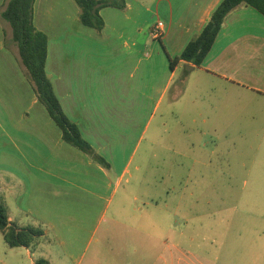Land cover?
<instances>
[{"label":"rangeland","instance_id":"374dc122","mask_svg":"<svg viewBox=\"0 0 264 264\" xmlns=\"http://www.w3.org/2000/svg\"><path fill=\"white\" fill-rule=\"evenodd\" d=\"M7 2L0 0V14ZM78 12L74 0L34 2L33 24L47 32L51 56L91 53V29ZM208 85L198 71L177 75L169 96L181 91L179 98L162 104L143 137L105 141L101 158L112 178L125 165L128 172L100 204L90 203L66 188L91 191L84 155L63 140L74 154L55 147L61 131L0 17V198L17 225L47 229L35 250L8 248L0 233V264H264V104L241 94L233 122L203 124L200 113L215 102ZM41 181L64 188L41 192Z\"/></svg>","mask_w":264,"mask_h":264},{"label":"crops","instance_id":"0c3cea01","mask_svg":"<svg viewBox=\"0 0 264 264\" xmlns=\"http://www.w3.org/2000/svg\"><path fill=\"white\" fill-rule=\"evenodd\" d=\"M221 1L125 0L122 10L102 9L99 14L103 28L100 31L91 29V45L88 46L91 53H55L56 56H51V40L47 32L41 30L47 36L45 71L55 95L63 113L75 123L95 155L104 158V142L112 135L117 140L126 141L138 131L140 138L143 137L162 104L167 101L172 104L179 98L181 91L169 96L179 74L198 71L209 84V94L215 96L210 113L199 115L203 124L211 123V120L217 126L233 122L237 115L236 100L241 94L264 104V16L253 8L239 5L227 15L200 67L183 61L170 67V59L179 56L201 33ZM157 22L163 23V30L161 36L154 39L151 32ZM57 40L62 45L63 38ZM181 81L186 82V79L183 77ZM218 130L217 127L212 131L217 133ZM94 138L103 144L98 146ZM63 143L60 134L55 141L57 150L75 153L64 148ZM83 155L79 165L91 174V191L74 182L66 188L83 191L90 203L100 204L111 190L114 192L120 186L128 172L127 165L112 178L111 173L116 171L110 164L109 169H105ZM69 170L74 171L73 168ZM96 174L98 178L93 176ZM112 179L115 180L114 189ZM41 185V192H44L45 185L64 188L59 183L45 181H41ZM2 189L0 187V194ZM52 191L57 194V190ZM1 197L3 200V194ZM7 214L9 221L14 222V215L8 209ZM40 218L41 222L54 223L44 214H40ZM50 225L52 228L58 226Z\"/></svg>","mask_w":264,"mask_h":264},{"label":"trees","instance_id":"16d2710c","mask_svg":"<svg viewBox=\"0 0 264 264\" xmlns=\"http://www.w3.org/2000/svg\"><path fill=\"white\" fill-rule=\"evenodd\" d=\"M35 0H8L0 17L11 31V40L15 44L21 65L24 67L33 86L37 101L42 104L54 124L60 129L62 140L71 147L92 158L105 169L109 165L83 139L78 127L70 121L59 104L51 81L46 71L47 36L35 28L32 10ZM78 12V21L85 27L100 31L103 20L99 14L102 9L113 8L122 10L125 0H74ZM239 5L253 8L264 16V0H222L201 33L192 39L182 53L170 59V67L180 61L187 65L200 67L210 51L213 43L223 27L225 18ZM0 233L8 248H32L37 245L43 232L33 227H19L9 221L7 209L0 198ZM37 262L36 264H41Z\"/></svg>","mask_w":264,"mask_h":264},{"label":"built area","instance_id":"2783aa9c","mask_svg":"<svg viewBox=\"0 0 264 264\" xmlns=\"http://www.w3.org/2000/svg\"><path fill=\"white\" fill-rule=\"evenodd\" d=\"M163 30V23L157 22L151 32V37L157 39L161 36Z\"/></svg>","mask_w":264,"mask_h":264},{"label":"water","instance_id":"95a60500","mask_svg":"<svg viewBox=\"0 0 264 264\" xmlns=\"http://www.w3.org/2000/svg\"><path fill=\"white\" fill-rule=\"evenodd\" d=\"M187 68H189L190 70L192 69L191 67H187Z\"/></svg>","mask_w":264,"mask_h":264}]
</instances>
